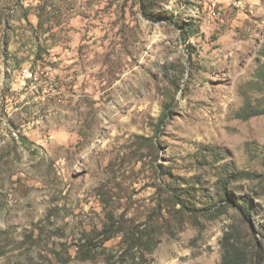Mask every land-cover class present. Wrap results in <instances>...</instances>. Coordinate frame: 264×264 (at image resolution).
<instances>
[{"label": "rangeland", "instance_id": "374dc122", "mask_svg": "<svg viewBox=\"0 0 264 264\" xmlns=\"http://www.w3.org/2000/svg\"><path fill=\"white\" fill-rule=\"evenodd\" d=\"M263 64L264 0H0V264H264Z\"/></svg>", "mask_w": 264, "mask_h": 264}, {"label": "trees", "instance_id": "16d2710c", "mask_svg": "<svg viewBox=\"0 0 264 264\" xmlns=\"http://www.w3.org/2000/svg\"><path fill=\"white\" fill-rule=\"evenodd\" d=\"M258 78L261 83L264 84V64L261 68ZM263 112L264 111L262 110H253L250 112H244L243 114L238 115V117L243 120H247L251 117L259 116L263 114ZM165 116V113H162L159 119L160 122L164 120ZM245 212L246 211L244 210V216H246L247 213ZM232 236L233 235L231 234V232H227L223 236L221 243L223 248V255L220 264H263L262 255L259 249H256L253 244L251 246L249 244L244 245L242 248H240L235 242H233ZM146 237H148V235H146ZM127 239L129 240L128 237ZM152 240L154 241V239L148 240V238H146L144 239V241H141V239L139 238L136 239V241H131L132 244H130L128 248L130 250L133 246L137 247L140 244L147 246L146 248H148L149 244L152 245Z\"/></svg>", "mask_w": 264, "mask_h": 264}, {"label": "built area", "instance_id": "2783aa9c", "mask_svg": "<svg viewBox=\"0 0 264 264\" xmlns=\"http://www.w3.org/2000/svg\"><path fill=\"white\" fill-rule=\"evenodd\" d=\"M22 74L26 78H31L32 77V74L27 69L22 70Z\"/></svg>", "mask_w": 264, "mask_h": 264}]
</instances>
